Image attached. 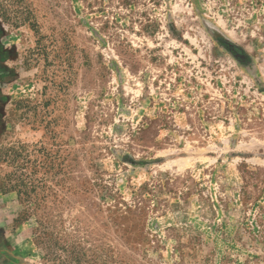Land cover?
I'll return each instance as SVG.
<instances>
[{
    "label": "rangeland",
    "instance_id": "374dc122",
    "mask_svg": "<svg viewBox=\"0 0 264 264\" xmlns=\"http://www.w3.org/2000/svg\"><path fill=\"white\" fill-rule=\"evenodd\" d=\"M10 264H264V0H0Z\"/></svg>",
    "mask_w": 264,
    "mask_h": 264
},
{
    "label": "flooded vegetation",
    "instance_id": "af4514ba",
    "mask_svg": "<svg viewBox=\"0 0 264 264\" xmlns=\"http://www.w3.org/2000/svg\"><path fill=\"white\" fill-rule=\"evenodd\" d=\"M10 261H12V260H7V258L5 257V255H2L0 253V264H10Z\"/></svg>",
    "mask_w": 264,
    "mask_h": 264
},
{
    "label": "crops",
    "instance_id": "0c3cea01",
    "mask_svg": "<svg viewBox=\"0 0 264 264\" xmlns=\"http://www.w3.org/2000/svg\"><path fill=\"white\" fill-rule=\"evenodd\" d=\"M0 215H1V214H0ZM3 218H4V217L0 216V222H2Z\"/></svg>",
    "mask_w": 264,
    "mask_h": 264
}]
</instances>
